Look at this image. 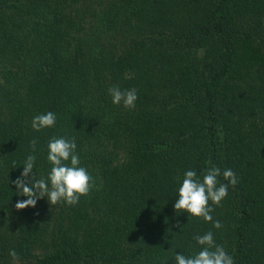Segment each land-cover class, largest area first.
<instances>
[{
  "label": "trees",
  "instance_id": "16d2710c",
  "mask_svg": "<svg viewBox=\"0 0 264 264\" xmlns=\"http://www.w3.org/2000/svg\"><path fill=\"white\" fill-rule=\"evenodd\" d=\"M54 136L75 139L94 187L17 211L12 182L29 154L47 177ZM209 161L238 179L219 229L174 211ZM208 231L235 264H264V0H0V264H175Z\"/></svg>",
  "mask_w": 264,
  "mask_h": 264
},
{
  "label": "clouds",
  "instance_id": "9594fccd",
  "mask_svg": "<svg viewBox=\"0 0 264 264\" xmlns=\"http://www.w3.org/2000/svg\"><path fill=\"white\" fill-rule=\"evenodd\" d=\"M113 105H122L125 109H134L138 99L135 89L122 90L119 85L108 89ZM56 114L49 111L36 115L31 121V128L40 132L56 125ZM37 140L30 141L32 153L36 152ZM37 157L29 154L23 162V171L13 181L17 195L27 197L17 201V211L34 208L39 199L47 198L50 206L63 203L68 206L76 205L81 197L87 196L94 187L95 181L76 153L75 139L52 137L47 144L46 159L51 165L46 178H37L33 174ZM223 181V182H222ZM238 183L236 174L231 169L223 171L209 161L208 167L202 175L195 170L184 172L182 182L176 193L174 211L187 213L188 217L199 218L205 222H212L215 229L222 227L217 220L213 222V206L221 205L228 195L230 186ZM198 252L191 256L175 255V264H235L233 258L222 245L215 241L212 231L193 237ZM12 264H18L19 256L15 250L9 251Z\"/></svg>",
  "mask_w": 264,
  "mask_h": 264
}]
</instances>
